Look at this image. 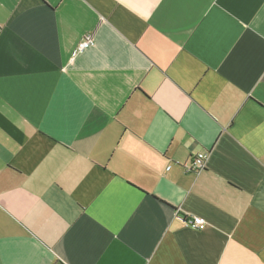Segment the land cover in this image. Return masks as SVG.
I'll use <instances>...</instances> for the list:
<instances>
[{
    "label": "crops",
    "instance_id": "1",
    "mask_svg": "<svg viewBox=\"0 0 264 264\" xmlns=\"http://www.w3.org/2000/svg\"><path fill=\"white\" fill-rule=\"evenodd\" d=\"M0 264H264V0H0Z\"/></svg>",
    "mask_w": 264,
    "mask_h": 264
},
{
    "label": "built area",
    "instance_id": "2",
    "mask_svg": "<svg viewBox=\"0 0 264 264\" xmlns=\"http://www.w3.org/2000/svg\"><path fill=\"white\" fill-rule=\"evenodd\" d=\"M93 44H94V40L92 35L87 34L83 38L82 42L79 44L75 53L77 54L82 53L85 50L89 49L91 46H93ZM207 159H208L207 152L195 156L194 158L191 159V163L189 167L186 169V171L194 174L202 173L203 171L206 170ZM169 169L170 167L167 168V170ZM183 222L187 227L197 231H203L206 229L207 226L206 221L198 216L186 217L185 219H183Z\"/></svg>",
    "mask_w": 264,
    "mask_h": 264
},
{
    "label": "trees",
    "instance_id": "3",
    "mask_svg": "<svg viewBox=\"0 0 264 264\" xmlns=\"http://www.w3.org/2000/svg\"><path fill=\"white\" fill-rule=\"evenodd\" d=\"M131 185V184H130ZM131 186H133V185H131ZM186 217H182V219H185Z\"/></svg>",
    "mask_w": 264,
    "mask_h": 264
}]
</instances>
